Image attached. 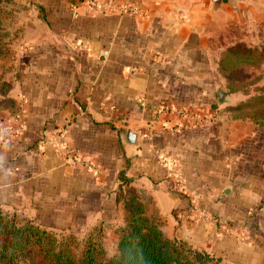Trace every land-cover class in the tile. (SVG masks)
<instances>
[{
	"label": "crops",
	"instance_id": "obj_1",
	"mask_svg": "<svg viewBox=\"0 0 264 264\" xmlns=\"http://www.w3.org/2000/svg\"><path fill=\"white\" fill-rule=\"evenodd\" d=\"M98 1L29 0L40 31L0 60L14 102L2 112L25 125L0 145L1 208L50 228L110 221L123 216L124 172L169 238L217 264H264V127L232 117L226 107L243 98L217 70L230 28L263 17L264 0ZM60 139L74 158L54 148ZM160 154L179 159L186 193Z\"/></svg>",
	"mask_w": 264,
	"mask_h": 264
},
{
	"label": "trees",
	"instance_id": "obj_2",
	"mask_svg": "<svg viewBox=\"0 0 264 264\" xmlns=\"http://www.w3.org/2000/svg\"><path fill=\"white\" fill-rule=\"evenodd\" d=\"M80 1L83 0H69L71 4ZM1 2L0 60L4 63L12 51L5 47ZM263 64L264 45L251 47L243 41L227 44L217 59V70L224 79L226 92L245 97L226 109L232 117L249 119L260 127H264V77L256 84L243 82L241 75L250 68L261 69ZM5 87L0 81L3 94L0 117L6 116L3 109L14 106L5 95ZM12 112L15 111L10 110L9 114ZM118 178L116 201L121 202L123 218L122 224L114 228L117 242L112 254L108 255L104 248L105 230L101 223L92 226L82 240L73 233L59 237L34 221L20 222L16 213L10 214L0 206V264H217L218 260L210 253L169 238L157 212H149L151 198L130 186L132 179L124 172Z\"/></svg>",
	"mask_w": 264,
	"mask_h": 264
},
{
	"label": "rangeland",
	"instance_id": "obj_3",
	"mask_svg": "<svg viewBox=\"0 0 264 264\" xmlns=\"http://www.w3.org/2000/svg\"><path fill=\"white\" fill-rule=\"evenodd\" d=\"M1 16H2V33L5 37L6 46L12 51V47H30L31 43V34L32 31H40L38 25L34 24L32 20V3L29 0H1ZM35 10V8H34ZM261 17V16H259ZM252 20L246 25L243 23L240 26H232L230 28L231 32V43L243 41L245 44L250 45L251 47H259L264 45V16L261 17L263 21H260V18ZM34 18V17H33ZM32 24L34 28L32 30ZM8 53V52H7ZM264 77V64L261 69H248L244 71L241 75L242 81L246 83L256 82L260 83L261 79ZM252 85V84H251ZM248 86L252 88L253 86ZM238 95V94H237ZM242 95V94H241ZM237 97V96H236ZM242 98L245 97L242 95ZM262 170V168H258ZM8 213H16L13 211H7ZM18 220L23 221L24 216L20 213H16ZM122 216L120 213H113L112 219L106 222H100L104 226V236H103V245L107 251V254L110 255L114 252L116 247L117 238L114 234V228L122 224ZM34 221V219H28V221ZM37 223L36 221H34ZM99 222L90 223L89 225H84L82 223H75L74 227H46L41 225L54 233L59 237L65 236L70 233L75 234V236L82 240L85 238L87 233L91 230L92 226L98 224Z\"/></svg>",
	"mask_w": 264,
	"mask_h": 264
},
{
	"label": "built area",
	"instance_id": "obj_4",
	"mask_svg": "<svg viewBox=\"0 0 264 264\" xmlns=\"http://www.w3.org/2000/svg\"><path fill=\"white\" fill-rule=\"evenodd\" d=\"M83 1H85L87 5L92 9L101 8V3L98 0ZM119 8L123 11L132 12L133 14H136L138 16L144 15V12L139 7L131 5L130 3H123ZM158 109L160 111H171L174 108L171 107L169 104L161 103ZM177 112L183 117H190L195 121L198 120L196 115L188 109H181ZM17 118L16 121H10L7 120L6 117H0V145L6 144L9 140L17 138L24 133L25 125L22 121ZM52 144L58 152L64 153L65 159L74 158V151L68 146V144L63 139L54 140L52 141ZM158 158L168 170V175L172 182V188L179 193H186L185 181L181 171L179 159L177 157L167 156L164 154H160ZM203 216L205 218H208L209 220H212V218L208 217V215L203 214Z\"/></svg>",
	"mask_w": 264,
	"mask_h": 264
},
{
	"label": "water",
	"instance_id": "obj_5",
	"mask_svg": "<svg viewBox=\"0 0 264 264\" xmlns=\"http://www.w3.org/2000/svg\"><path fill=\"white\" fill-rule=\"evenodd\" d=\"M213 3H218L220 0H211ZM224 93L222 90L218 91V97L220 100L223 99ZM23 221H28V218L24 217V219H22ZM20 222H22L21 220H19Z\"/></svg>",
	"mask_w": 264,
	"mask_h": 264
}]
</instances>
